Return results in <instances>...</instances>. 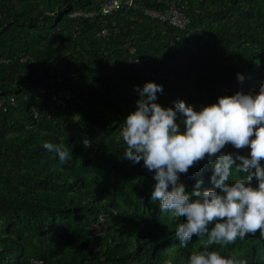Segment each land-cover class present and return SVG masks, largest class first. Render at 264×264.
<instances>
[{"label": "trees", "instance_id": "1", "mask_svg": "<svg viewBox=\"0 0 264 264\" xmlns=\"http://www.w3.org/2000/svg\"><path fill=\"white\" fill-rule=\"evenodd\" d=\"M135 3L102 22L72 16L98 9L97 0H0V99H15L0 113V264H188L203 250L196 237L179 247L184 218L152 201L155 174L125 157L120 132L137 86L148 82L163 86L162 106L182 100L197 111L221 96L258 93L264 0H188L185 29L145 15L166 2ZM130 45L150 60L130 63ZM63 86L78 93L76 102L52 111L50 94ZM45 142L63 144L69 160ZM211 174L204 160L180 179L188 192L198 181L204 190ZM209 250L264 264L259 232Z\"/></svg>", "mask_w": 264, "mask_h": 264}, {"label": "clouds", "instance_id": "2", "mask_svg": "<svg viewBox=\"0 0 264 264\" xmlns=\"http://www.w3.org/2000/svg\"><path fill=\"white\" fill-rule=\"evenodd\" d=\"M137 91L136 109L120 132L124 155L154 172L151 199L159 201L161 213L184 218L175 230L179 247L187 248L194 237L200 240L203 250L194 251L188 264H246L209 249L257 232L264 239V84L258 93L221 96L199 111L182 100L175 107L157 103L163 86L154 82ZM229 145L250 153L224 152ZM43 148L58 154L61 163L69 160L63 144L45 142ZM204 160L212 165L213 187L202 190L198 181L188 192L181 175ZM234 172L244 175L234 178Z\"/></svg>", "mask_w": 264, "mask_h": 264}, {"label": "built area", "instance_id": "3", "mask_svg": "<svg viewBox=\"0 0 264 264\" xmlns=\"http://www.w3.org/2000/svg\"><path fill=\"white\" fill-rule=\"evenodd\" d=\"M159 3L166 2V8L163 11L153 9V8H143L145 15L152 19H158L163 22H169L171 25L179 28L185 29L189 23V18L185 14L187 8L188 0H156ZM99 6L98 9H94L88 12L77 11L72 14L73 17H83V18H100L104 22L105 18L118 9L121 8H139L135 0H97ZM2 11L0 7V20L2 19ZM108 30L103 27V30L99 35L105 37L108 35ZM130 59L129 62L132 64L141 65L150 60L149 57H135L136 48L134 46H129ZM59 81L61 79L59 78ZM51 110H66L74 106L76 102L78 93L73 90L71 86H63L55 88L51 92ZM15 104L14 97H9L7 99H0V113L8 112L12 105ZM52 116L49 113V117ZM41 264L40 262H35Z\"/></svg>", "mask_w": 264, "mask_h": 264}]
</instances>
